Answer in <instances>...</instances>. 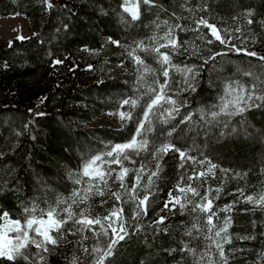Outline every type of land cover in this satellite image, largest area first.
I'll return each instance as SVG.
<instances>
[{
  "label": "trees",
  "instance_id": "16d2710c",
  "mask_svg": "<svg viewBox=\"0 0 264 264\" xmlns=\"http://www.w3.org/2000/svg\"><path fill=\"white\" fill-rule=\"evenodd\" d=\"M122 4L123 0H0V18L22 16L31 33L0 46V213L7 211L12 219L23 218L26 205L35 202L47 208L63 197L67 202L57 207L61 218L67 216L62 209L71 205L76 216L86 209V216L100 217L105 226L115 221L118 227L124 222L128 235L104 264H222L215 244L206 237L212 235L223 243L225 233L221 237L214 236L216 229L208 233L206 217L210 213L192 211L209 188V199L217 195L215 189L219 188V198L213 201L212 210L217 212L213 224L219 228L225 217L231 218L227 230L231 242L223 244L228 264H264L260 258L264 253V211L245 200L248 195L255 197L264 192V104L232 117L228 128L223 124L201 127L204 121L198 116L201 108L218 103L229 81H237L245 88L255 85L257 94L264 87V60L260 59L264 57V0H153L151 5L139 4L138 20H133ZM201 18L215 25L222 37L226 30V39L231 43L216 41L210 29L197 24ZM169 28L180 46L160 51L171 56L173 65H187L199 75L196 91L190 92L183 91V75L174 69L169 71L168 89L176 92L168 94L186 104L163 128L169 130L178 124L172 143L182 150L191 147L188 154L197 161L188 160L181 168L179 154L169 151L160 160L162 171L148 185L156 163L151 156L152 143H160L155 139L160 131L157 126L148 137L147 152L138 156L126 153L130 159L124 160L123 166L132 171L122 182L116 178L120 166L111 165L106 170V184L89 176H81L82 182L74 183L75 176L70 174L80 175L85 159L131 138L134 121L142 118L148 96L133 109L131 121L124 119L119 127L99 121L108 116L118 121V113L128 110L127 105L120 107L122 99L145 91L137 83L141 71L128 54L130 46L141 40L147 44L152 36L162 37ZM110 39L118 40L122 46L110 43ZM209 39L211 44L207 43ZM243 43L257 55H246V47L239 53L229 51L232 45L239 48ZM216 52L227 54L205 63V58ZM137 54L159 76L160 65L152 59L153 54ZM57 60L61 63L57 64ZM245 71L253 75H244ZM145 78L149 83L153 79L147 73ZM159 79L164 82L162 76ZM187 112L193 113L192 121L180 123ZM233 127L235 133L229 134ZM181 132L184 136L177 140ZM203 157L218 165L214 175H198L207 170V164L198 163ZM142 163L145 169L137 185L134 170ZM89 183L93 188L87 199L73 204L68 199L73 190L84 196ZM178 183L196 187L200 196L187 193L192 203L183 210L179 204L165 208L170 191L173 196H184L176 190ZM133 186L137 198L149 196L147 214L135 219L137 209L130 192ZM76 199L79 201V197ZM226 205H232L230 212L219 211ZM120 208L123 212L119 220L112 217V221H103V217ZM161 217L164 222L158 224ZM81 227L75 219H69L60 229L63 235L53 232L58 243L48 245L49 252L42 253L45 259L40 264H71L73 258L76 264H95L93 249L104 247L112 236L111 229L104 237L94 235L102 231L99 225L77 231ZM24 251L35 254L40 250L31 246ZM0 264L28 262L0 258Z\"/></svg>",
  "mask_w": 264,
  "mask_h": 264
},
{
  "label": "snow or ice",
  "instance_id": "6c2138e0",
  "mask_svg": "<svg viewBox=\"0 0 264 264\" xmlns=\"http://www.w3.org/2000/svg\"><path fill=\"white\" fill-rule=\"evenodd\" d=\"M141 2L144 5H151L153 0H138V2L135 4H129V0H123V9L125 12H128L131 15L133 20H138L140 17L139 4ZM49 7H51V4H49ZM121 20H124L123 16H121ZM247 22L251 24L252 20L249 19ZM197 24H202L204 27L210 29L211 35L221 44L227 45L231 43L229 39H226L228 36L226 30L225 36L222 37L220 35V30L217 29L215 25L209 24L206 19L201 18L199 21H197ZM177 27L179 26L177 25ZM236 31L239 32L240 29L237 28ZM212 42L213 41L210 39L207 40L208 44H211ZM110 43L117 46H122L118 40L110 39ZM169 46H171L172 50H176L180 46L178 45L176 37L173 35L172 28H169L162 37H157L155 35L152 36L150 38V42L147 44L145 41L141 40L130 46L131 50L128 54L134 60V62L140 66L138 70L141 71V75L138 77L137 83L141 88H144L145 91L142 94L122 99L120 107L122 108L123 106L127 105L128 110L120 111L118 115L121 120L127 119L131 121L133 119V109L138 106L139 102L143 100L144 96H148L149 99L143 104V116L142 118H137L134 121L135 131L127 142L115 144L111 146L110 150L85 159L82 164V173L80 175L70 174L75 176L74 183H81V176L94 177L99 175L100 180L106 184L107 181L105 179V173L101 172V168L104 164H108L109 169H111L112 164L120 165L121 170L117 173L116 178L122 182L124 176L129 171H132V169L123 166V161L130 159L129 155L126 153L130 151L138 156L142 152H147L149 149L148 137L156 130L157 126H160V131L155 139H159L160 143L156 144L155 140H153L152 143L151 156L152 159L156 161V163L155 170L151 171V174L149 175V179L147 181L148 185H152V177H157L158 173L162 171L160 160H162L163 156L167 155L169 151L179 154L181 168L184 167V164L188 160H193L194 162L197 161L196 157L188 154L192 150L191 147H185L182 150L181 147H177L176 144L172 143L171 137L179 127L178 124L173 125L169 130H165L163 128V125L170 124L171 121L180 114V107L186 104V101H180L178 103L177 99H174L173 96L168 94V91H172L174 93L176 92L175 89H168L169 71L174 69L175 72L182 74L184 77L183 83L185 85L183 91L190 92L196 91V85L198 84L196 77L199 75L198 72L194 71L192 67L187 65L184 67L173 65L171 62V56L168 53H162L160 51L161 48H166ZM233 50L237 53L242 51L241 48H238L235 45H232V47L229 49V51ZM243 51L249 56L257 55L255 52H247V50ZM139 52L153 54L152 59L160 65L159 76L164 78L163 83H160L159 76L156 75V70L147 65L145 60L137 54ZM226 54V52H216L205 58V63H208L210 60H215L217 56L222 57ZM260 59L264 60V57H260ZM56 63L59 64L61 61L57 60ZM146 73L151 74L153 77L150 83L145 78ZM244 75L251 76L253 74L250 71H245ZM262 104H264V87H262L259 90V94H257L255 85H253L251 88H245L244 85L237 81H229L225 85L223 94L220 96L218 103L212 105L208 109L201 108L198 111L199 119L204 121V124L200 126H218L223 124L224 128H228L232 117L236 115H242L250 108L261 107ZM192 115V112L185 113L180 123L192 121ZM221 117H225L226 119L222 120ZM192 123L195 124L197 122L193 121ZM188 130H193L191 125ZM235 131L236 129L233 127L231 128L229 134L235 133ZM221 135H224L223 131L221 132ZM183 136L184 133L181 132L180 135L176 137V139L180 140ZM201 155L203 154L201 153ZM105 157H110L111 159L105 160ZM132 163H135V161H132ZM198 163L201 165L207 164L206 171H199L198 175L200 177H205L209 174L214 175L213 170L218 167L217 164L212 163L207 157H203V159H200ZM144 169L145 165L142 163L138 169L134 170L136 172L137 185L140 182L141 174L144 173ZM221 171L227 172L228 169H221ZM107 174L110 175L111 172L109 171ZM192 178L193 177L190 176L188 179L191 180ZM121 187H125L123 183H121ZM92 188L93 185L89 183L88 187L84 190V196H81L80 192L74 189L68 199H71L73 204L83 202L85 199H87V193L91 192ZM125 190L128 191V189ZM176 190H178L179 193L184 194V196H173L172 192L170 191L169 200L164 205L165 208H168L169 204H172L173 208L179 204L181 210H183L188 203H192L191 200L187 199V193H191L194 197L200 196V192L197 190V188L192 187L191 185L182 187L178 183ZM211 191L212 189L209 188L205 195L200 196V200L194 203L192 211L210 213L206 217L208 233L212 234L213 229H216L214 232L215 237H221V233H225V235L222 237L223 243L221 240L213 239L212 235H208L206 238L212 240V243L215 244L218 254L222 259V264H228L227 258L225 257L223 244L231 242V237L227 234L228 227L231 223V218L225 217L222 226L219 228L213 224V217L217 216V212L212 210L213 201L219 198L220 189H215L217 195L212 197V199H209L208 193ZM130 192L132 193L131 199L135 203V207L137 209L133 219L141 214L146 215L147 201L149 196L146 194L143 198H137L135 195V186L132 187ZM113 195L116 196L117 200L120 199L119 194L113 193ZM241 195H243L242 190ZM77 197H79V201H77ZM182 199L184 202H182ZM245 200L249 203H252L253 205L259 206L261 210L264 211V192H260L255 197L253 195H248L245 197ZM66 202L67 201L65 198L60 197L56 201L55 205L49 204L47 208H40L38 204L33 202L24 207L23 212L26 215L23 218L12 219L7 211L0 213V221H3V224L0 225V258L6 259L10 262H15L17 258H22L24 261L28 262V264H40V262L45 259L42 253L49 252L48 245L54 246L58 243V238L54 237L52 233L57 232L60 233V235H63V233L60 232L61 227L66 224L69 219H75V224L82 226L81 228L77 229V231H84L85 229H88L89 226L99 225L102 231L94 232V235L107 237L109 235L108 229H111L112 236L105 242L104 247L97 246L93 249V252L96 253L95 264H104V261L113 254V249L116 247V245L120 241L124 240L128 235V231L125 229L123 221L120 222L118 227L114 226L115 221H112V217H116L117 220L120 219L119 213H122L123 209L120 208L113 210L108 216L103 217V221H112L111 223H108L107 226H105V223L102 222L100 217L89 218L86 216V209L81 211L79 216H76L72 212L71 205L62 209L64 213H67V216L61 218L60 212L57 211V207L60 204ZM231 208L232 205H226L224 208L219 209V211L230 212ZM164 219V217H161L157 223L162 224ZM193 227L197 226L194 225ZM12 233H14V235H10ZM188 235H191V232H189ZM29 245L34 246L40 251L35 254L29 251H24L29 247ZM188 250L194 254V250ZM84 252L87 253L88 249L85 248ZM33 255L35 256L34 260L32 259ZM260 258L264 260V253H261ZM71 264H76L75 258H73ZM112 264H114V262H112Z\"/></svg>",
  "mask_w": 264,
  "mask_h": 264
},
{
  "label": "rangeland",
  "instance_id": "374dc122",
  "mask_svg": "<svg viewBox=\"0 0 264 264\" xmlns=\"http://www.w3.org/2000/svg\"><path fill=\"white\" fill-rule=\"evenodd\" d=\"M138 0H129V4H135L137 3ZM128 13V12H127ZM129 14V13H128ZM130 15V14H129ZM31 35L28 25L26 22V19L22 16L15 15V16H9V17H2L0 18V46L5 45L10 43L13 39H22V38H27ZM252 47V44L248 45V47ZM246 47V44H241L239 48H244ZM247 52H252V50H249L247 48ZM119 117V115H117ZM121 119L119 118L118 121L114 120L112 116H108L106 119H103L99 121L100 124H108L112 127H119L121 123ZM124 121V120H123ZM116 167H119L120 165L117 164H112ZM109 165L104 164L103 167L101 168V172H104L106 175V170L108 169ZM90 177V176H89ZM91 179H99V175H96L94 177H90ZM23 222V220H22ZM3 224V221H1V225ZM14 235V233L10 234ZM32 245H29L28 248H30Z\"/></svg>",
  "mask_w": 264,
  "mask_h": 264
}]
</instances>
